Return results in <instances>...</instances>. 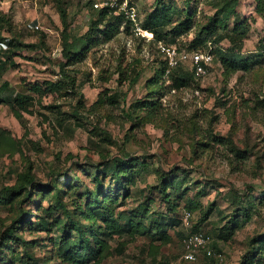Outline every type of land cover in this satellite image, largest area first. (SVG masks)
Wrapping results in <instances>:
<instances>
[{
    "label": "rangeland",
    "instance_id": "1",
    "mask_svg": "<svg viewBox=\"0 0 264 264\" xmlns=\"http://www.w3.org/2000/svg\"><path fill=\"white\" fill-rule=\"evenodd\" d=\"M104 1L0 0V264H215L182 259L195 231L241 264L264 248V0H240L216 29L222 0H122L180 52L213 47L204 77L189 57L169 70L155 36ZM236 16L248 63L226 74ZM66 207L102 240L96 257Z\"/></svg>",
    "mask_w": 264,
    "mask_h": 264
},
{
    "label": "trees",
    "instance_id": "2",
    "mask_svg": "<svg viewBox=\"0 0 264 264\" xmlns=\"http://www.w3.org/2000/svg\"><path fill=\"white\" fill-rule=\"evenodd\" d=\"M239 1L240 0H222V2L219 4V9L217 11V14L211 18L213 28L210 27V29H216V27H217L216 24L218 21H220V18L222 20V25H226L227 18L230 17V15L236 13V7L239 4ZM61 12H62V15L65 16L66 10L63 7V5H61ZM161 18L164 19V16H161ZM162 23H164V22H162ZM248 31H249V23L245 22L244 20L242 21L238 16H236L235 20H234L233 29L225 34V37L230 41L232 46H231V48L224 50L219 56L220 62L222 64L224 72L226 74L235 73L241 67H244L248 63L247 60H245V61L242 60L241 55H240V51H239L240 50L239 48H241ZM152 32H154L155 42L159 41V40L163 41L164 35H166V33L160 32V30H157V29L152 30ZM214 33H215V31H214ZM64 52L68 56V58H71V59H73V58L76 59V58H78V55H79L78 52H76V51L72 52L71 49H69V48L65 49ZM213 53H214V51H213ZM185 78H187V77H185ZM182 80L183 79H181V81ZM8 85L9 84L5 81L2 84V86H0V89H4L3 87H7ZM180 85H185V82L184 83L180 82L177 86H180ZM29 99H31L29 95L24 94V93H19L14 100V104L17 105L18 107H22V106H24V104ZM97 178H98V176L96 175L95 179H97ZM29 182L30 183L33 182L32 179H29ZM161 187H162V194H163L164 198L169 202V197L167 194V186H166L165 180H162ZM24 189L28 192L25 197H27V198L31 197L32 196L31 194H33L31 192V189H29V188H24ZM16 191L17 190H15L13 187H6L1 192V194H12L13 192H16ZM66 213L68 214V218L72 219V222H71L72 227L74 229H77L79 232V238H80L79 242L80 243L77 245V249L82 250L84 256H87L90 258L96 257L97 254L99 253L100 249H101L100 242H102V240L97 239L95 237V233H94L95 230H92V228L90 226H87L80 219H77V220L73 219V216H72L73 210L72 209L66 207ZM24 214L30 220L31 212L27 211ZM46 225H47L46 222H43L42 227H40V229L46 230V228H47ZM90 231H91V233H90ZM93 234H94L95 239L92 236ZM3 243H0V246L3 245ZM67 247H68V245L66 243L64 245H61L60 248H61V250H66ZM258 249L260 250V249H264V248H262L261 245L255 247L253 254H251L250 256H245L242 263L252 261L257 257L264 258V252L262 251V252L258 253ZM204 255H205V253H204ZM208 258H210V257H208ZM75 262H76V264L83 263V262H80L79 259L75 260Z\"/></svg>",
    "mask_w": 264,
    "mask_h": 264
},
{
    "label": "built area",
    "instance_id": "3",
    "mask_svg": "<svg viewBox=\"0 0 264 264\" xmlns=\"http://www.w3.org/2000/svg\"><path fill=\"white\" fill-rule=\"evenodd\" d=\"M102 7H108L109 9H119L120 12L124 13L133 30L138 34L142 35L148 40H154L153 32L144 30L141 26L139 14L137 10L128 4V2L122 0H105L104 2L97 3L96 5ZM157 50L164 57L167 62L168 69L176 67L178 64L188 60L191 64V68L196 77H204L210 70V67L214 61L213 47L208 50L196 49L190 53L180 52L175 45L167 44L162 40L155 42ZM0 47L5 48L6 45L0 41ZM191 218V212H186L184 220L186 224H189ZM208 238L202 231H195L189 233L183 241V253L182 259L187 262H194L200 258V254L203 252L205 256L213 258L215 264H225L226 256L221 251H216L211 248L208 244ZM162 264H172L162 263ZM242 264H264V258L257 257L252 261L245 262Z\"/></svg>",
    "mask_w": 264,
    "mask_h": 264
}]
</instances>
